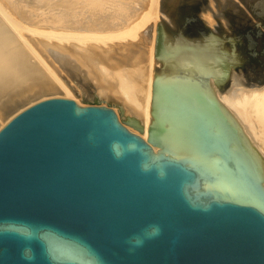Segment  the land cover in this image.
Returning <instances> with one entry per match:
<instances>
[{
  "label": "water",
  "instance_id": "obj_1",
  "mask_svg": "<svg viewBox=\"0 0 264 264\" xmlns=\"http://www.w3.org/2000/svg\"><path fill=\"white\" fill-rule=\"evenodd\" d=\"M161 86L148 142L65 98L0 130V264H264L255 162L202 92Z\"/></svg>",
  "mask_w": 264,
  "mask_h": 264
},
{
  "label": "bare ground",
  "instance_id": "obj_2",
  "mask_svg": "<svg viewBox=\"0 0 264 264\" xmlns=\"http://www.w3.org/2000/svg\"><path fill=\"white\" fill-rule=\"evenodd\" d=\"M141 1L0 0V130L34 104L65 98L112 108L148 142L160 124L156 108L166 83L202 92L199 98L222 112L264 186V57L261 63L255 46H242L250 37L237 35L227 46L198 23L201 17L216 26L213 0L201 11V0H185L179 9L169 0L168 15L159 0L145 10ZM150 16L153 23L139 30ZM167 73L187 76L170 82Z\"/></svg>",
  "mask_w": 264,
  "mask_h": 264
},
{
  "label": "rangeland",
  "instance_id": "obj_3",
  "mask_svg": "<svg viewBox=\"0 0 264 264\" xmlns=\"http://www.w3.org/2000/svg\"><path fill=\"white\" fill-rule=\"evenodd\" d=\"M143 1L144 0H142L141 2H143ZM159 1L158 2H159L160 11L163 12L165 15L166 14L168 15L169 10L167 9V7H168L167 5L170 4V3H168L169 0H159ZM172 1H173V3H171V5H173V8L176 7L179 9V8L183 7L184 5H186L185 0H172ZM203 1L204 2L206 1V2L204 3ZM254 1H255V3H247L244 0H229V1L228 0H225V1L224 0L223 1L222 0H213V4L216 7V9L214 8V10H215V12H214V19H215L214 25H216V26H213V27L208 26V24H206L202 20L201 17L198 18V23L207 27L209 29L210 33L213 34L214 37H216L218 40L219 39L221 40V38H222V41L227 46H230L231 39H234V41L236 42L235 39L237 38V35L238 36L241 35V37H243L244 39L246 37V40L250 37V40L247 41V45L246 44L243 45V41H242V46H255L256 49L254 50V52L256 53V57H257L258 61L261 62L262 61L261 58L264 57L263 51H262V49L264 47V0H260V1L254 0ZM200 3H201V5L198 7V9H200V11L205 9L206 6L211 7L210 6L211 3L209 0H201ZM142 7H143V9L144 8L148 9V7H150L149 6V0H145ZM173 8H171V9H173ZM239 13L245 14L244 21L240 22V21H238V19L235 18ZM220 14L222 16H220ZM196 15H198V14L196 13ZM152 17L153 16H150L145 21L146 24L145 23L143 24L144 28H140L139 30L144 31L145 27H147L148 25L153 23ZM229 17L231 19H229ZM245 21H246V25L242 29L239 28V27H241L242 24H245ZM224 23H226V24H224ZM159 24L162 25L163 22H161ZM227 24H229V25H227ZM157 30L158 31H157L156 37L158 40V36H160V34H159V29H157ZM238 38H240V37H238ZM156 44L157 43L155 42V46H156ZM261 67H264V65L262 64ZM85 105H88V104H85Z\"/></svg>",
  "mask_w": 264,
  "mask_h": 264
}]
</instances>
